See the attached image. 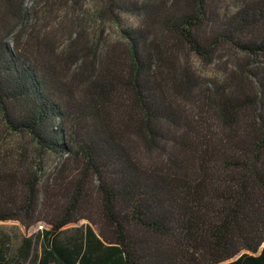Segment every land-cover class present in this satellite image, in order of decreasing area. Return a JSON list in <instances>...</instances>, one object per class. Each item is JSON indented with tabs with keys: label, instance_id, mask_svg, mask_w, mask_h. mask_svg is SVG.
<instances>
[{
	"label": "trees",
	"instance_id": "1",
	"mask_svg": "<svg viewBox=\"0 0 264 264\" xmlns=\"http://www.w3.org/2000/svg\"><path fill=\"white\" fill-rule=\"evenodd\" d=\"M24 5L1 1L2 121L62 160L44 185L0 170V222L46 225L1 234L0 264H264V0H102L121 35L61 49ZM189 51L233 59L207 79Z\"/></svg>",
	"mask_w": 264,
	"mask_h": 264
},
{
	"label": "rangeland",
	"instance_id": "2",
	"mask_svg": "<svg viewBox=\"0 0 264 264\" xmlns=\"http://www.w3.org/2000/svg\"><path fill=\"white\" fill-rule=\"evenodd\" d=\"M1 1L0 17L3 15ZM101 3L102 0H25L24 7L28 12V16L26 20L20 22L22 25L19 26L18 30L24 27L31 29L34 26L35 32L49 38L50 42H54V46H57L59 49L63 46H82L79 42V44H71L70 38L76 32H81V27L83 26L89 27V31L92 32V35L94 34V36L89 35V39H92L99 33L101 25L105 28V37L116 39L122 32L119 27L108 21L102 24L98 19L97 11L100 10ZM6 15L8 17V14ZM121 18L125 22L124 28L128 25L136 27L139 22L137 17L129 14H121ZM1 30L2 27L0 26ZM28 36L26 35L25 37ZM13 41L11 37L10 42ZM88 46L92 45L89 44ZM229 53L230 51L223 53L224 59L220 64L206 66L199 62L190 51L188 55L198 71L207 79H212L215 75H218L217 78H221L224 73L222 71V63L231 62L233 59L232 53H230L231 55ZM261 61H264V58ZM61 160L62 158L55 153L42 152L34 140L27 134H14L9 131L2 121L0 112V170L2 169V172H5V170L11 171V174L17 178H23L27 172L37 173V176L40 178V185H44L49 180L51 182V180H54L53 178L57 177L55 173L60 166ZM94 212L95 209L92 208L85 215L97 219ZM38 213L42 217L49 218L54 211L53 209H49L45 204L39 208ZM82 224L86 225L90 223L87 220H81L77 224H71L68 227H79ZM25 226L19 221L0 222V235H7L11 242L14 243V247H17L23 237L34 236L38 231L46 228L43 222L33 224L30 227ZM91 226L98 232L95 224Z\"/></svg>",
	"mask_w": 264,
	"mask_h": 264
}]
</instances>
